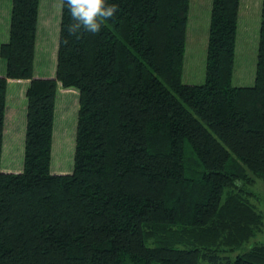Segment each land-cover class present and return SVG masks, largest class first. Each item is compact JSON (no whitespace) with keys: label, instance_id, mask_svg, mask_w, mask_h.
Segmentation results:
<instances>
[{"label":"trees","instance_id":"obj_1","mask_svg":"<svg viewBox=\"0 0 264 264\" xmlns=\"http://www.w3.org/2000/svg\"><path fill=\"white\" fill-rule=\"evenodd\" d=\"M10 2L0 153L6 79L28 82L0 264H264V0L249 85L230 84L238 0H210L200 84L180 80L189 0H107L79 38L60 0L51 77L32 75L39 0ZM57 83L77 92L69 173L49 171Z\"/></svg>","mask_w":264,"mask_h":264},{"label":"rangeland","instance_id":"obj_2","mask_svg":"<svg viewBox=\"0 0 264 264\" xmlns=\"http://www.w3.org/2000/svg\"><path fill=\"white\" fill-rule=\"evenodd\" d=\"M197 2L196 0H189V14L191 25L189 24L185 28L184 53L182 59L180 80L181 82L187 84H200L203 80L204 61L202 58V54L205 50L206 37L197 40V50L193 52L192 44L190 41L192 40L191 27L193 26V24H195L196 33L199 37L202 30H204V33L206 32V25H202V21L203 18L206 17L210 9V0H197ZM10 3V0H0V31L3 36L4 32L5 36H7ZM59 8L60 0H39V22H41L42 20L45 21L47 23V28H44V32H42L41 27L39 28V36L41 38H38L37 51H39V53L41 49H43V51L41 52V54H39V56L36 55V60L33 66L34 73L35 71L37 73L46 72L50 67H53V59L52 57H50V54H53V50L56 47ZM2 38L3 37L1 36L0 39ZM256 44L257 35H255L254 38H252V35L246 36L245 42L242 45H240L239 42L234 44L235 56L233 55L234 63L232 65V74L230 79L231 85H249L252 83L256 55ZM0 68L4 69V61L2 58H0ZM22 83L16 84V86L20 88L23 85ZM12 84L13 83L7 82L8 87ZM13 97L14 104L18 105V103H20L18 95L15 94ZM69 105L70 109H68V112H66V120L63 121L62 124L57 120L56 116L53 119V131L49 161V171L51 173H69L72 169L77 102L74 103L72 100ZM19 108L20 105H18V110ZM13 125L14 133L11 140H9L10 137L8 136V133H6L5 138L3 139L4 145L1 149L0 168L4 169L5 166H10L11 170H16L18 168H20L21 170L24 134V112L23 116L19 115L18 119H16V122L13 123ZM9 143H11V147L10 149H7ZM254 190L258 197L260 196L264 198V184L256 183L254 186ZM261 202L262 204L264 203L263 200H261ZM255 241L264 243V225L262 228V232L257 235L255 239L251 238L248 245Z\"/></svg>","mask_w":264,"mask_h":264},{"label":"crops","instance_id":"obj_3","mask_svg":"<svg viewBox=\"0 0 264 264\" xmlns=\"http://www.w3.org/2000/svg\"><path fill=\"white\" fill-rule=\"evenodd\" d=\"M197 2V0H196ZM198 5V2H197ZM259 7H260V0H238V7H237V14H236V32H235V44L240 43L242 45L245 42L246 36L252 35V38L255 37L258 33V21H259ZM209 13V11H208ZM195 16V15H194ZM208 23V14L205 18H203L202 25H206L207 28ZM190 24V14H189V3H188V15H187V21H186V27ZM191 25V24H190ZM41 27L42 32H44V28H47V23L45 21L39 22V16L37 13V22H36V31H35V40H34V52H33V62H32V75L36 77H51L54 74V65H55V50L56 47L53 50V54H50V57L53 59V67H50L46 72H40L37 73L33 71L34 62L36 60V55L39 56L43 49H41L40 53L37 51L38 49V38H41L39 36V28ZM196 26L193 24L191 27L192 30V51L195 52L197 50V40L200 38H207V29L206 34L204 33V30H202L200 37L196 33ZM204 33V34H203ZM4 36L1 34L0 31V37L3 38L0 39V43L3 41H6L7 36H5V32L3 33ZM57 41V38H56ZM203 41V40H202ZM206 45V44H205ZM201 47V46H200ZM199 47V48H200ZM235 49V45H234ZM44 53V52H43ZM204 53L202 54V58L204 61ZM235 56V51H234ZM233 63H234V57H233ZM4 74V69L0 68V75L2 76ZM22 80V81H21ZM7 82L13 83L11 86L8 87ZM24 82V83H22ZM26 79H6V86H5V110H4V120H3V130H2V142H1V149L4 145L3 139L5 138L6 133H8V136L10 137L9 140H11L13 133H14V125L13 123L16 122V119H18L19 115L23 116V112H25V98H24V89L27 85ZM23 84L20 88L16 86V84ZM18 95V99H20V108L18 110V105L14 104V95ZM12 100V101H11ZM73 100V102H77V92L74 89L71 88H62L59 83L56 84V93H55V99H54V110H53V119L56 116L57 120L62 124L63 121L66 120V112L70 109L69 103ZM58 128V127H57ZM53 131V129H52ZM8 140V141H9ZM11 143H9V146L7 149H10ZM0 159H1V153H0ZM1 169V168H0ZM4 172H18L20 171V168L16 170H11L10 166L6 167L4 169H1Z\"/></svg>","mask_w":264,"mask_h":264},{"label":"clouds","instance_id":"obj_4","mask_svg":"<svg viewBox=\"0 0 264 264\" xmlns=\"http://www.w3.org/2000/svg\"><path fill=\"white\" fill-rule=\"evenodd\" d=\"M64 7L69 10L73 21L68 25L69 35L77 38L82 32L99 33L105 22L113 19L118 11V6L108 4L107 0H61V8Z\"/></svg>","mask_w":264,"mask_h":264}]
</instances>
